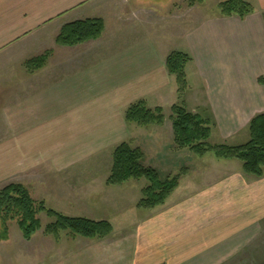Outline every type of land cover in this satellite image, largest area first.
<instances>
[{
  "label": "crops",
  "instance_id": "crops-1",
  "mask_svg": "<svg viewBox=\"0 0 264 264\" xmlns=\"http://www.w3.org/2000/svg\"><path fill=\"white\" fill-rule=\"evenodd\" d=\"M247 1L256 9L245 18L201 13L190 22L187 9L172 18L145 0H0V190L24 184L71 216L97 219L90 214H105L104 207L126 208L130 202L114 194L123 183L66 172L123 142L141 147L146 165H171L186 148L173 147L166 121L151 133L126 121L139 100L165 111L182 102L209 115L226 139L239 136L264 112V0ZM157 11L164 21L147 27L141 16ZM87 18L104 20L99 38L57 43L65 24ZM47 50L53 53L46 65L29 71L26 62ZM173 51L192 57V83L182 97L167 68ZM140 132L151 134V162L137 144ZM195 160L165 203L137 216L128 233L114 227L102 239L48 236L42 255L52 264H219L249 252L264 236V176L229 165L234 159ZM92 191L100 199H90Z\"/></svg>",
  "mask_w": 264,
  "mask_h": 264
},
{
  "label": "trees",
  "instance_id": "trees-1",
  "mask_svg": "<svg viewBox=\"0 0 264 264\" xmlns=\"http://www.w3.org/2000/svg\"><path fill=\"white\" fill-rule=\"evenodd\" d=\"M190 5L203 0H190ZM220 15L245 18L255 11V6L247 0H223L219 3ZM264 15V12H263ZM105 29L102 18H87L65 24L56 41L59 45L74 46L91 39L99 38ZM52 54L47 50L42 55L26 62L30 71L44 67ZM192 57L183 51H173L167 57V68L177 78L178 92L182 97L187 89L186 65ZM261 82L264 79H260ZM127 122L141 127L161 126L165 115L162 107L149 108L145 100L131 104L126 112ZM172 125L174 142L178 148H188L197 156L212 152L219 159H237L242 162L246 174L264 176V112L256 114L249 122L250 138L242 144L208 142L212 135L211 120L199 113L191 112L184 103L172 106ZM145 153L140 147H132L129 142L119 144L113 152L112 173L108 183L121 184L130 179L146 178L149 184L143 188V197L138 205L143 208H155L164 204L171 193L179 186L180 174L162 179L159 171L144 163ZM52 218L44 232L60 239L62 233L70 236L102 239L110 235L114 226L108 219H93L86 216H71L48 207L45 202L36 200L29 188L21 183H10L0 190V218L4 228L0 232V241L9 237V221H16L24 239L32 237L42 229L40 214Z\"/></svg>",
  "mask_w": 264,
  "mask_h": 264
},
{
  "label": "rangeland",
  "instance_id": "rangeland-1",
  "mask_svg": "<svg viewBox=\"0 0 264 264\" xmlns=\"http://www.w3.org/2000/svg\"><path fill=\"white\" fill-rule=\"evenodd\" d=\"M177 1H179L177 3ZM223 1V0H221ZM147 5H151V2L160 4L159 6L166 11V12H173L172 13V18L174 15H180L181 9H187L188 10V15H189V21H194L196 20L195 18L198 17L201 13L204 15H213L218 12H220V7H219V1L218 0H203L201 3H197L195 5H190V0H145ZM150 2V4H148ZM176 2V6L174 7V3ZM151 8V7H150ZM158 10V9H157ZM173 10V11H172ZM162 13V14H161ZM110 15V14H109ZM159 15H163V12L157 11V13L150 14L149 16H141L144 21L146 20L148 24L147 27H150L151 22H159L162 20V17ZM111 16V15H110ZM164 21V20H162ZM174 19H169L168 22H172ZM140 23V22H139ZM167 23V22H166ZM153 27H156L155 24ZM161 28V25L158 27ZM53 53V51H52ZM52 54L50 55V57ZM49 57V58H50ZM49 60V59H48ZM186 70V69H185ZM30 71V70H29ZM196 77V76H195ZM193 76V78L195 79ZM188 79V78H187ZM193 81H196L194 80ZM192 78L188 79V86L186 91H189L190 85L192 83ZM185 91V92H186ZM187 91V92H188ZM181 104V102H178ZM177 104V103H176ZM164 110V109H163ZM164 115H165V121L166 124L164 125V129L169 132L171 135L173 125H172V107L169 108L167 111L164 110ZM205 118L211 120L212 122V129L215 126V123L213 119L205 114ZM164 121V122H165ZM143 129H148L151 133V129H153V126H148ZM145 131V130H142ZM223 132H221L219 129L214 128L211 137L209 138L208 142L212 145L215 144H221V143H228V144H242L245 143L249 140L250 134L248 128L239 134V136L235 138H229L226 139L223 136ZM151 134L148 135L146 132H140L138 134V137L136 141L138 140V145H143L145 147L146 153L148 154V161L151 162V157H153V148L151 145ZM175 143V142H174ZM132 146V145H131ZM134 147V146H132ZM175 149L177 146L173 145ZM141 148V147H140ZM174 149V148H173ZM113 152L114 151H109L102 157L101 160L96 161L93 160L91 162H87L83 166L77 168L75 171H68L66 173H76V174H81L82 176L84 175H102L106 176L109 178V176L112 173V167H113ZM194 153L190 151L188 148L185 150H182L181 154L179 156L174 157L171 162H173L171 165H165L164 167H161L159 165V169L156 168L160 172V176L162 179H165L167 177L173 176V173L178 172L177 174H180V179L182 180L185 176L186 173L190 167H192V163L190 160H195L198 164H207L209 160L215 159L217 160L218 158L215 157V155L212 152H208L204 158L198 157V156H193ZM178 158V159H176ZM234 162H228L230 163L229 165L233 164L239 165V169L242 170V162L240 160L234 159ZM145 162V159H144ZM188 162V164H187ZM154 167V166H153ZM194 167V166H193ZM167 171H165V169ZM244 172V171H243ZM169 174V175H168ZM175 174V175H177ZM254 177V176H253ZM149 184V181L146 178H141V179H130L126 182H123L122 185L117 187L119 189V192H114L115 195L120 196L123 198V200L130 202L129 205L126 208L120 209L118 207H111V208H103L104 211L108 212L105 214L101 213H93L90 214L89 212L87 214L92 215V217L97 218V219H108L112 222L114 225L116 231H118V235H121L123 233H128L131 229V224L134 222L136 217L138 216L139 218L145 215L151 214L152 210L151 208H143L138 205L140 199L143 197V188ZM121 187V188H120ZM31 192V191H30ZM35 193V192H34ZM32 193V194H34ZM110 195V193H107ZM89 195H92L90 199L92 200H98L100 199V195H98L95 191L89 192ZM33 196V195H32ZM36 200L42 201V196L41 194L33 196ZM114 197V196H113ZM127 197V198H126ZM45 202V201H44ZM93 202V201H92ZM46 204V202H45ZM48 207H50L48 204H46ZM52 208V207H50ZM87 209V208H85ZM96 209V208H94ZM101 209V208H100ZM89 210V209H87ZM85 213H81L78 215H84ZM87 217V216H86ZM41 222L43 228L39 230L31 240H26L24 239L22 235V231L19 228L18 224L16 221H9L8 226H9V236H10V241L7 244H3L0 242V264H52L51 263V258H48V255H42V249L46 248L42 244H45V241H48V235L44 232L45 226L52 221V218L48 217L46 213L40 214ZM123 227V228H121ZM4 228L3 221L0 218V232H2ZM121 228V229H120ZM128 228V229H127ZM53 237V236H52ZM73 236H70L66 233H62L60 239L67 240L71 239ZM56 239V238H55ZM263 239L264 236L261 238L255 239V242L252 243L253 245L250 247L249 252H244L242 255L239 254L234 260L227 261V262H221L219 264H264V252H262V255H260V248L263 246ZM58 241V239H56ZM262 243V244H261ZM2 247V248H1ZM264 251V249L262 250ZM245 259V260H243Z\"/></svg>",
  "mask_w": 264,
  "mask_h": 264
}]
</instances>
